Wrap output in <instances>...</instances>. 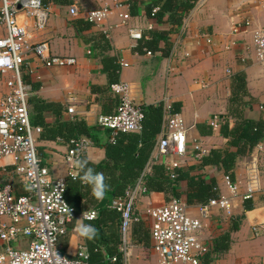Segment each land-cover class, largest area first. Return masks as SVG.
Listing matches in <instances>:
<instances>
[{
	"label": "crops",
	"instance_id": "0c3cea01",
	"mask_svg": "<svg viewBox=\"0 0 264 264\" xmlns=\"http://www.w3.org/2000/svg\"><path fill=\"white\" fill-rule=\"evenodd\" d=\"M123 1L130 14L127 21L123 22L116 14L119 11H115L105 25L90 24L91 27L85 29L87 22L84 20V13L102 7L105 0H44L51 9L48 26L45 31L34 33L33 41L46 42L51 55L74 57L77 65L49 68L39 58L31 56L23 67L25 83L30 87L31 121L42 129L36 135V140L43 165L54 177L68 180L69 165L66 155L70 138L67 136L71 130L68 128L77 121L97 128L94 138L79 137L86 139L89 144L82 159L86 157L95 165L105 159L102 145L109 140V131L97 124L98 118L103 115L101 104L97 100L101 96L93 94L92 87L108 88L113 97H117L108 87V75L103 70L101 52L95 48L101 37L105 36L104 33H107L108 37H105L110 49L104 55L118 60L119 82L130 85L131 96L136 103L146 107L158 105L168 99L172 104H181L179 113L189 131L188 154L183 159L180 170L187 176L215 179L218 195L230 197L232 193L225 181L224 172L214 167L199 169L201 160L196 157L194 150L199 143L209 152L222 149L227 144V139L220 135V128H213L210 136H202L197 126L210 125L215 117L226 116L231 81L237 73L246 75L249 92L247 100L251 102L246 112L247 118L264 122V62L258 61L247 50L253 34L256 31L264 33V0H199L186 18V29L181 31L180 25L173 32H169L170 24H159L147 16L145 6L152 0ZM71 6H76L81 16H71ZM123 11L125 10L121 12ZM236 24L243 25L238 35L232 32ZM28 25L29 31L34 32L32 21ZM150 25H153L155 31L169 32L168 40L172 43L169 56L148 55L135 50L139 41L130 38L129 30L135 29L143 33L149 30ZM204 32L212 35L211 45L202 41L198 43L196 40ZM0 35H5L4 27H0ZM10 77L12 73L1 78L0 99L8 93L6 81ZM70 107L74 108V114L68 113ZM116 108L117 105L115 112ZM259 147L261 150H257ZM251 151H255L258 158L262 190L249 199L244 198L247 195L246 167L252 156L249 153L237 157L232 179L238 187L233 200V216L229 217L224 210L217 208L213 209L207 219L202 220L204 229L199 236L200 240L210 244L211 250L212 246L217 249L210 264H264V235L256 237L253 232L255 225L264 224V137ZM155 165L160 164L151 156L149 172ZM13 168L11 161H0V182L11 184L16 193L22 195L26 192V187L13 176ZM186 190L185 181L177 182L174 188L180 194L179 198L187 202L184 195ZM87 197V200L92 197L90 192ZM87 200L84 201V210L75 221L82 218L86 211H96L95 220L84 222L93 224L97 234L90 241L80 238L72 230L74 221L68 235L59 240V248L63 254L74 257L78 246L82 245L90 254L92 264L159 263L154 251L151 220L147 216V210L165 204L168 199L164 193L149 190V194L138 199L136 215L139 221L130 229L129 256L126 258L120 250L122 235L119 214L109 207L110 203L100 210L99 205H91ZM246 203L251 207L248 210L245 209ZM190 208L191 214L198 217L196 207ZM28 242V239H22L18 245L25 248ZM90 244L95 247L93 253L90 252ZM1 247L0 242V249Z\"/></svg>",
	"mask_w": 264,
	"mask_h": 264
},
{
	"label": "built area",
	"instance_id": "2783aa9c",
	"mask_svg": "<svg viewBox=\"0 0 264 264\" xmlns=\"http://www.w3.org/2000/svg\"><path fill=\"white\" fill-rule=\"evenodd\" d=\"M105 1L102 7L84 13V20L88 24L105 25L115 11H119L116 14L123 22L129 19L130 14L126 11L128 7L123 0ZM0 4V27L5 29V35H0V82L4 75L12 73V77L6 81L8 93L0 99V161H11L13 176L26 187V192L18 195L11 184L0 182V264H91L86 247L79 245L74 257H68L59 248V240L68 235L78 213L65 199L67 180L54 177L39 157L36 135L42 129L32 125L28 103L30 87L23 76V67L31 56L39 58L49 68L74 67L77 60L74 57L51 55L46 42L33 41V34L45 31L48 26L51 9L44 0H0ZM157 11L158 8L153 9L152 20H155ZM70 15L79 17L81 12L76 6H71ZM29 21H32L34 32L28 29ZM186 26L185 19L180 30H185ZM242 29L243 25L236 24L232 32L238 35ZM149 30H153V25H150ZM104 34L108 37L107 33ZM142 34L139 30H129V36L134 41L142 40ZM196 40L207 45L213 43V37L208 32L199 34ZM247 50L258 61L264 62L262 31L253 34ZM147 54L152 55L150 52ZM110 90L118 97L119 103L113 115L98 118V126L110 130L112 140L119 133L140 132L143 107L133 100L130 85L118 82L112 84ZM160 104L164 116L152 157L174 179L175 171L181 169L183 159L188 154L189 129L168 99ZM68 113L74 114V108L70 107ZM222 124L223 118L220 116L210 122L213 128H220ZM88 145V141L83 138L72 139L68 144L66 161L69 165L68 177L72 180L78 179L80 175L76 160L82 159ZM194 150L200 160L209 153L200 143L195 145ZM257 150H261V147ZM250 155L252 158L246 167L245 199L262 190L258 158L255 151H251ZM33 157L36 161L34 166L28 162ZM149 169L150 166L135 185L128 187L123 196L114 198L109 205L120 216V250L125 258L129 256L130 229L139 221L136 215L137 201L149 194L144 183ZM225 181L232 193L230 197L218 195L206 204L189 205L182 198L173 196L165 204L147 210L158 264H203V258L211 251V245L199 238L204 229L202 220L207 219L217 208L224 210L229 217L233 216V200L238 187L229 175H225ZM190 206L196 207L198 217L191 214ZM89 213L95 215L87 221L97 218L96 211ZM253 232L256 237L263 236L264 224L255 225ZM22 239L29 240L25 248L18 245ZM112 260L116 261V258Z\"/></svg>",
	"mask_w": 264,
	"mask_h": 264
},
{
	"label": "trees",
	"instance_id": "16d2710c",
	"mask_svg": "<svg viewBox=\"0 0 264 264\" xmlns=\"http://www.w3.org/2000/svg\"><path fill=\"white\" fill-rule=\"evenodd\" d=\"M199 0H152L145 6L146 14L151 18L154 8H158L155 13V21L159 24H170V31L182 25L189 16ZM90 24L85 23V29H89ZM169 32L148 30L143 32L142 40L139 41L135 50L139 53L159 54L169 56L172 50V43L168 40ZM108 39L101 37L100 43L95 45L101 56L103 70L108 75V84L119 82L120 65L115 57L104 55L109 51ZM27 84V83H26ZM37 86L35 85L34 88ZM93 94L101 96L97 99L101 104L103 115H113L119 99L113 97L108 88L93 86ZM249 92L247 89L246 75L237 73L231 81V96L228 101L227 114L223 117V124L220 126V135L227 139V144L222 149H213L201 159L199 169L214 167L222 170L225 175L234 177V168L237 157L248 155L251 150L259 144L264 137V122L262 120H252L247 118L246 112L251 102L247 100ZM29 106L31 100H28ZM174 111L180 112L181 104H173ZM144 118L142 129L138 133H119L114 139H111V131L108 130L109 140L102 147L105 149V159L103 162L95 165L89 162L96 171L102 172L105 176V182L108 189L103 200H96L90 197L87 200V193L90 189L81 185L79 179L72 180L68 178L65 199L79 214L84 210V201L87 200L91 205H99L98 209L107 207L116 197L123 196L126 189L140 179L146 168L149 166L155 144L161 133V127L164 116V109L161 104L149 105L143 107ZM31 117V115H30ZM232 120L233 122L231 123ZM34 121V120H33ZM32 122V121H31ZM36 125V122H32ZM68 128V127H67ZM102 128V127H100ZM70 133L67 138L80 139L86 136L94 138L93 134L97 128L88 127L83 121H77L71 124ZM202 136H210L213 133V127L208 124L197 126ZM176 178L172 179L162 165L151 167L149 173L145 174L144 183L150 191L162 192L169 200L171 197H179L180 194L174 191L177 182L185 181L187 190L185 198L190 205H203L209 200L218 197L216 192L217 183L215 179L207 180L205 178H196L187 176L178 169L175 171ZM248 203V202H247ZM245 205V209H250V205ZM107 205V206H106ZM90 252L93 253L95 247L90 244ZM216 246L203 258V264H210L212 255L216 253ZM92 264V259H90ZM107 264V263H104Z\"/></svg>",
	"mask_w": 264,
	"mask_h": 264
},
{
	"label": "clouds",
	"instance_id": "9594fccd",
	"mask_svg": "<svg viewBox=\"0 0 264 264\" xmlns=\"http://www.w3.org/2000/svg\"><path fill=\"white\" fill-rule=\"evenodd\" d=\"M29 164L35 165L36 161L33 158L29 159ZM76 167L79 170V181L81 185L87 186L90 189L91 196L96 200H103L108 189V184L105 182V176L102 172L96 171L92 166H89V161L84 159L76 160ZM95 214L84 212L82 218L77 219L73 225V232L80 238L92 240L97 234V229L91 223H85V220H90Z\"/></svg>",
	"mask_w": 264,
	"mask_h": 264
},
{
	"label": "water",
	"instance_id": "95a60500",
	"mask_svg": "<svg viewBox=\"0 0 264 264\" xmlns=\"http://www.w3.org/2000/svg\"><path fill=\"white\" fill-rule=\"evenodd\" d=\"M19 8H20V6H19Z\"/></svg>",
	"mask_w": 264,
	"mask_h": 264
}]
</instances>
